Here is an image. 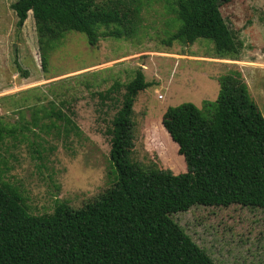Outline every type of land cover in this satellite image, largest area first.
<instances>
[{"label":"rangeland","instance_id":"rangeland-1","mask_svg":"<svg viewBox=\"0 0 264 264\" xmlns=\"http://www.w3.org/2000/svg\"><path fill=\"white\" fill-rule=\"evenodd\" d=\"M15 1L0 0V178L18 188L32 214L51 213L57 201L77 208L109 185L104 129L118 104L100 105L95 93L128 82L137 69L149 82L133 105L134 155L145 165L185 171L161 115L182 102L201 107L214 100L219 76L230 70L240 72L264 115V0L220 6L241 43L236 60L213 57L204 38L167 45L174 0H142L131 37H102L90 46L83 33L69 31L50 52L46 71L33 15L17 28ZM58 109L68 125L51 114ZM171 217L216 264H264V208L193 205Z\"/></svg>","mask_w":264,"mask_h":264},{"label":"trees","instance_id":"trees-1","mask_svg":"<svg viewBox=\"0 0 264 264\" xmlns=\"http://www.w3.org/2000/svg\"><path fill=\"white\" fill-rule=\"evenodd\" d=\"M226 1L174 0L173 29L163 41L188 45L204 38L212 42L213 57L238 59L241 43L220 12ZM141 7L142 0L11 4L17 28L28 12L33 15L44 71L65 33H83L90 46L102 37L129 38L140 25ZM218 82L214 100L201 107L182 102L161 115L184 161L185 171L176 173L134 155L133 105L149 86L142 71L96 92L100 105L118 104L104 129L109 185L77 208L57 201L51 213L35 215L18 188L0 178V264H216L171 215L193 205L264 208V115L239 71ZM51 114L71 122L59 109Z\"/></svg>","mask_w":264,"mask_h":264}]
</instances>
